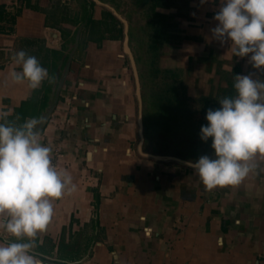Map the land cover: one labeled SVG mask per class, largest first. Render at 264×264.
<instances>
[{
	"label": "crops",
	"instance_id": "0c3cea01",
	"mask_svg": "<svg viewBox=\"0 0 264 264\" xmlns=\"http://www.w3.org/2000/svg\"><path fill=\"white\" fill-rule=\"evenodd\" d=\"M219 6L0 0V112L7 119L34 93L27 81H13L11 73L21 70L13 54L24 50L47 70L49 50L67 56L36 131L76 188L52 201L49 224L34 239L41 264H264V156L255 155L238 185L206 191L193 169L147 156L137 141L125 26L159 25L158 64L178 71L197 103L214 101L215 90L235 96V75L264 80V67L253 68L250 57L234 56L230 42L213 38ZM10 242L28 238L17 241L0 228V245Z\"/></svg>",
	"mask_w": 264,
	"mask_h": 264
},
{
	"label": "clouds",
	"instance_id": "9594fccd",
	"mask_svg": "<svg viewBox=\"0 0 264 264\" xmlns=\"http://www.w3.org/2000/svg\"><path fill=\"white\" fill-rule=\"evenodd\" d=\"M202 3L206 0H201ZM213 19V38L222 45L230 42L236 57H250L255 69L264 67V0H220ZM12 59L20 67L13 81H27L33 90L53 77L39 60L20 50ZM236 95L224 97L217 109L209 108L208 122L200 129V138H211L214 158L202 155L187 161L206 191L238 185L252 170L250 161L257 153L264 156V80L251 75H235ZM0 112V228L17 241L0 245V264H41L32 254L34 239L43 232L53 214L54 199L74 191L72 177L57 170L51 148L42 144L36 131L39 121L20 126L7 121Z\"/></svg>",
	"mask_w": 264,
	"mask_h": 264
},
{
	"label": "trees",
	"instance_id": "16d2710c",
	"mask_svg": "<svg viewBox=\"0 0 264 264\" xmlns=\"http://www.w3.org/2000/svg\"><path fill=\"white\" fill-rule=\"evenodd\" d=\"M2 12L3 10L0 9V17L2 16ZM90 30H92V27ZM138 30L137 26L129 27V44L133 40L134 36L139 37ZM158 37V42L155 41L156 39L154 40L155 42L150 41L149 43L145 40H140L139 42H142V44L135 54V62L141 84L143 101V148L145 151L175 155L191 161L198 160L202 155H209L214 158V150L211 148V145L203 146L202 144H193L192 136L189 135L185 137V140L179 142V145L177 146L178 137L176 136V130L173 126H171L172 121H174V118L176 117V113H172V106H170L173 101L168 98V96L162 95V93L166 92L168 89L171 90L170 88L172 85H174L178 79L180 80V73L173 69L160 68L158 59L161 54V42L164 38L161 35ZM145 45H147V49L144 50ZM49 52L50 57H47L50 61L48 72L49 75L54 78L53 82H55L60 77L62 66L65 63L67 56L63 57L61 52L56 50H49ZM158 75H162V77L159 80L153 81ZM168 80H170L169 83L166 82ZM53 82L49 83L48 80H45L41 88L34 90L32 97L21 102L20 106L15 110V114L8 118L7 121L18 127L24 124L26 116L33 117L35 120L39 119L42 111L48 104L52 92ZM160 82L165 83L166 86H168L165 89L159 88L161 93H157L158 97H156V101H152L153 98L151 96H147L148 89L158 86ZM179 83L181 84V81H179ZM40 92H42V97L38 96ZM225 94L227 97H231L232 91H227ZM218 101H213L210 97H206L203 100L205 105L202 109L206 111L209 108L217 109L216 105H218ZM155 137L160 139L161 144L160 142H156L154 146L147 148L150 140ZM182 142L185 143L182 144Z\"/></svg>",
	"mask_w": 264,
	"mask_h": 264
},
{
	"label": "rangeland",
	"instance_id": "374dc122",
	"mask_svg": "<svg viewBox=\"0 0 264 264\" xmlns=\"http://www.w3.org/2000/svg\"><path fill=\"white\" fill-rule=\"evenodd\" d=\"M154 26L155 24H153V26L151 25V27H147V30H138L139 37L134 36L133 40L129 44L130 50L132 51L134 57L140 45L142 44V42H139L140 40H145L149 43L150 41L153 42L156 39L155 41L158 42L157 39H159L158 37L159 35L157 33L159 32L157 31V28H155ZM145 49H147V45L144 46V50ZM126 59L129 62L128 57H126ZM161 77L162 75H158L156 78H154L153 81L159 80ZM179 81L180 80L178 79L175 82V84L172 85V87L170 88L171 90L168 89L166 90V92L162 93V95L168 96V98H170L173 101V103L170 106H172V113L173 112L176 113V117L174 118V121H172L171 126H173L176 130V136L178 137L177 146L179 145V142L185 140V137L188 135L192 136V142L194 144H202L204 146L206 143H208V145L210 146L212 143L211 138H209L207 142H203L200 138L201 126L206 125L208 123L205 119V115L207 111L202 109L205 105L204 104L205 102L197 103L195 101L196 98L189 95L190 93H189L188 85H186L185 87L182 85V83L180 84ZM166 82L169 83L170 80ZM167 86L165 83L160 82L158 86H154L153 88L148 89L147 96H151L153 98L152 101H156L155 99L156 97H158L157 93H161L159 88L165 89ZM212 96L213 99L215 98L214 101L220 100V92L218 90L213 91ZM216 107L217 108L220 107L219 102L218 105H216ZM137 110H138V106H137ZM200 110L201 113L199 112ZM137 134H138V130H137ZM137 141H139V137H137ZM156 142H160L161 144L160 139L155 137L152 140H150V143L147 146V148L154 146ZM183 143L185 142H182V144ZM143 151H145L144 148ZM169 161H174V160H168V162Z\"/></svg>",
	"mask_w": 264,
	"mask_h": 264
},
{
	"label": "water",
	"instance_id": "95a60500",
	"mask_svg": "<svg viewBox=\"0 0 264 264\" xmlns=\"http://www.w3.org/2000/svg\"><path fill=\"white\" fill-rule=\"evenodd\" d=\"M124 30H125L124 32H126L125 37H124V42H123L124 43L123 44L124 50H125V53L128 57V60L130 62V66H131V69L133 72V78H134V82H135V96L137 98V106H138L137 124H138V137H139L140 149L147 156H151V157L162 159V160H174V161H177L179 163L186 164L187 161H191V160H188V159H185L182 157H178L175 155H170V154L166 155V154L154 153L152 151H143L144 130H143V118H142V109H143L142 90H141V84H140V80H139L137 65L135 62V57H134V55H133V53L129 47V36H128L127 26H125ZM47 115H48V113L46 114L45 119H46ZM32 120H33L32 118H27L25 123L32 121ZM193 162H195V161H193Z\"/></svg>",
	"mask_w": 264,
	"mask_h": 264
},
{
	"label": "built area",
	"instance_id": "2783aa9c",
	"mask_svg": "<svg viewBox=\"0 0 264 264\" xmlns=\"http://www.w3.org/2000/svg\"><path fill=\"white\" fill-rule=\"evenodd\" d=\"M53 164L57 167V165H56V163L55 162H53ZM57 170H58V167H57Z\"/></svg>",
	"mask_w": 264,
	"mask_h": 264
},
{
	"label": "flooded vegetation",
	"instance_id": "af4514ba",
	"mask_svg": "<svg viewBox=\"0 0 264 264\" xmlns=\"http://www.w3.org/2000/svg\"><path fill=\"white\" fill-rule=\"evenodd\" d=\"M154 24H155V23H154ZM155 25H156V26H159V25H157V24H155ZM160 51H161V49H160ZM161 53H162V52H161ZM160 55H161V54H160ZM160 55H159V56H160ZM193 144H194V143H193Z\"/></svg>",
	"mask_w": 264,
	"mask_h": 264
}]
</instances>
